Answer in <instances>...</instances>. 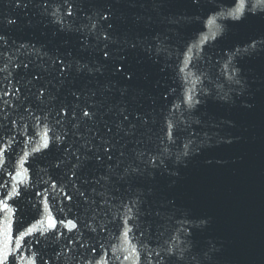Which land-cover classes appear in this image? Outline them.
Masks as SVG:
<instances>
[{"label":"water","instance_id":"water-1","mask_svg":"<svg viewBox=\"0 0 264 264\" xmlns=\"http://www.w3.org/2000/svg\"><path fill=\"white\" fill-rule=\"evenodd\" d=\"M73 3H79V0H73ZM217 6L227 12L235 5L232 0H204L200 7L193 6L191 0H164L163 3L158 0H114L115 19L112 20L110 13L109 22L114 24L121 38L127 36L130 40L138 41L140 46L133 53L136 61V79L131 84L118 77L111 79L119 81L118 87H130L140 91L142 96L138 103L143 105L141 110L152 113L153 117L160 121L150 125L154 129L152 140L136 147L155 152V137L163 126L162 115L183 92L177 57L186 44L193 42L198 30L205 35H211V32L215 31L209 29L206 22L202 25L200 18ZM38 12L39 9L30 6L25 14L24 10L14 6L13 0H0V21L7 17L18 18V23L14 26L0 23V32L5 33L10 40L6 51L12 56L11 61L7 57L0 58V69H3L0 71V90L13 93L0 99V123L3 125L0 127V133H4L5 138L7 134H14L16 139L13 150L6 153L10 157L6 171L11 170L15 156L20 153L23 141L27 139L23 133L33 131L32 125L35 122L25 111V107L29 103L32 104L38 116L41 114L38 109L42 107L35 98L36 90L42 82H29L36 69H17L13 66L19 62L16 61V56H20V61L27 58L14 52L11 41H15L16 45L22 42H37V47L46 44L49 49L71 51L76 57H83L81 62H86L96 59L99 55L103 42L95 37L106 30L108 23L100 20L94 10L91 20L86 19L83 13L74 15L65 25L66 28L70 25L73 31L61 32L58 31L59 26L50 18L38 15ZM29 20L32 22L30 25ZM93 22L97 24L95 31L90 29ZM217 23L221 24V21L217 20ZM77 28L80 29L79 32L75 31ZM216 36L215 41L209 40L207 44L201 45L204 52L197 54L206 56L209 63H202L199 67L217 79L218 83L224 84L223 92L228 93L229 99L225 101L218 96H212L198 106L199 112L190 121L193 144L188 155H183L180 146L187 142L185 134L178 141V146L172 149L171 158L165 159V164L168 165L166 169L154 171L150 165L137 160L133 166L139 165L144 175L139 180L130 182L131 186L116 180L107 188L104 181L99 185L90 184V188L96 187L97 193L105 192V199L110 201V206L100 203L94 225L97 232L91 233L83 227L84 223L91 219L87 206L71 186L72 182L66 181L62 172L51 167L54 157L59 153L55 149L46 155L36 153L30 158L32 168L47 169L48 174L43 178L48 179V175L59 178L67 185L66 191L72 196V200H66L62 196L53 200V213L58 219L61 218L57 208L63 206L64 215L68 218L79 216L81 228L75 235L79 236L80 232H83V237L76 244H69V236L72 234L61 228L60 230L65 232L62 237L34 233L25 237V245L31 250L43 252L44 260H50V264H84V258L92 253L80 248V243L96 245L98 252V246L102 243L108 249L109 258L113 255L121 257L119 261L111 260V264H130L129 261H123L120 252H111L113 245L118 246V241L113 236L119 234L121 221L119 218L112 223L109 221L113 220L121 200L127 201L139 196L145 201L142 224L150 226L145 230L150 231L161 244L176 230L177 220L184 216L192 218L191 223L195 227L191 243H194L195 247L181 245L187 249L185 264H206V252L215 264H264V52H257L254 56L240 60L239 66L244 74L242 85L228 83L223 77H219L225 53L244 46L253 38L264 37V16L249 15L241 20H229L224 34L221 36L216 32ZM156 37L160 38L159 42ZM65 40L68 41L67 44L64 43ZM98 43L99 47H96ZM82 44L91 46L95 52L82 51ZM49 55H52V52ZM109 78L107 74L101 77V83ZM192 79L195 81V77ZM207 86L205 81V87ZM17 87L20 92H15ZM199 87L200 85L196 84L197 90ZM171 89H176V92H171ZM165 93H168L167 99L162 98ZM25 96L29 99L25 100ZM116 98H119L118 93ZM153 100L155 104L152 103ZM21 117L24 119L21 120ZM197 119L201 123H195ZM12 121H16L20 127H15ZM23 124H28L29 127L23 129ZM13 128L14 132L7 131ZM36 131L39 132L40 129L37 128ZM31 147L32 145H29V149ZM133 147L131 143L128 145L129 150ZM134 159L129 151L125 164L132 163ZM144 160L147 161V156ZM103 171L93 169L88 178H98L103 175ZM33 179L36 180L35 188H29L25 194L21 187V196L16 198L18 203L9 201V204L17 209L12 217L14 240L21 218L23 224L28 226L40 219L37 209L43 212L41 197L35 193L42 191L44 185L39 183L35 174ZM0 180L11 183V177L6 172ZM95 199L98 203L101 200L99 195H96ZM105 212H108V215H104ZM157 212L160 213L159 216L156 215ZM169 217L172 219L169 220ZM2 220L3 214L0 213V221ZM101 225H106L108 230L104 231ZM37 239L39 244L36 243ZM180 239L185 238L181 236ZM152 247L159 250L155 241ZM58 253L62 255L57 260L55 257ZM192 257L196 259L193 261ZM9 262L12 264L11 257Z\"/></svg>","mask_w":264,"mask_h":264},{"label":"snow or ice","instance_id":"snow-or-ice-1","mask_svg":"<svg viewBox=\"0 0 264 264\" xmlns=\"http://www.w3.org/2000/svg\"><path fill=\"white\" fill-rule=\"evenodd\" d=\"M158 2L163 3L164 0ZM191 2L193 6L200 7L204 0H191ZM13 3L16 8L24 10L25 14L30 6L39 9L37 14L50 18L59 26L58 31L61 32L73 31L70 25L67 28L65 25L66 21L74 18V15L83 13L86 19L91 20V13L94 10L100 20L108 22L106 30L95 37L103 42V47L99 48V55L96 59H89L86 62H81L83 57H76L71 51L61 52L60 48L49 49L46 44L37 47V42H22L16 45L15 41H11L14 52L21 53L27 58L20 61V56H16L15 59L19 62L14 63L13 66L17 69H36L29 82H42L35 93L36 101L42 107L38 109L41 113L39 116L36 115L32 104L29 103L25 107V111L35 122L32 125L33 131L23 133L27 139L23 141L20 153L15 156L11 170L7 171L10 157L6 153L13 150L16 139L14 134H7L5 138V134L0 133V177L5 172L11 177V183L0 180V213L3 214V220L0 221V264H10L9 257L12 258V264H17V261L19 264H50V260H44L43 252L31 250L24 244L25 237L40 233L41 236L51 234L58 238L65 235V232L60 230L63 228L67 233L72 234L68 243L76 244L82 239L83 232H80L79 236L75 235L81 228L79 216L68 218L64 215L63 206L57 208L61 217L59 219L52 211L53 200L61 196L66 200H72V196L66 191L67 185L51 175H48V179H44L43 176L48 174L47 169H33L30 158L36 153L46 155L53 149L59 153L54 157L51 167L62 172L66 181L72 182L71 186L79 193L88 212L91 213V219L86 221L83 227L91 233H96L97 227L94 225L100 203L110 206V201L105 199V192L97 193L96 187L90 188L89 185H99L104 181L107 188L116 180L124 181L131 186L130 182L139 180L144 175L139 165L133 166L137 160L150 165L154 171L166 169L168 165L165 164V159L171 158L172 149L178 146V141L185 134H187V142L180 146L183 155H188L193 144L190 121L199 112L198 106L212 96H218L225 101L229 99L228 93L223 92L224 84L218 83L217 79L211 77L207 71L200 69V64L207 65L209 61L206 56L197 53L204 52L201 45L207 44L209 40H216V32L221 36L224 34L227 30V21L241 20L249 15L264 16V0H232L235 6L227 12L217 6L200 18L202 25L206 22L209 29L215 31H212L211 35H205L198 30L193 42L186 44L177 57L179 61L177 69L183 92L162 115L163 126L155 137L157 143L154 153L136 146L152 140L154 129L150 125L160 121L156 120L152 113L141 110L143 105L138 103V99L142 96L140 91L130 87H118L119 81L111 79L118 77L128 84L136 79V61L133 53L140 46L138 41L130 40L127 36L121 38L114 24L109 22L110 13L112 20L115 19L114 0H79V3H73V0H13ZM217 20H220L221 24H218ZM0 23L9 27L14 26L18 23V18L7 17ZM28 23L30 25L31 20ZM85 27L89 26L85 25ZM90 29L95 31L97 24L93 22ZM75 31L79 32L80 29L77 28ZM156 40L159 42L160 38L156 37ZM64 43L67 44L68 41L65 40ZM9 44V37L0 32V58L7 57L11 61L12 56L6 51ZM96 47H99V43ZM81 50L95 52L94 48L86 44L81 45ZM50 52L52 55H49ZM257 52H264V37L253 38L244 46L225 53L224 62L219 69V77H223L228 83L242 85L244 74L239 62L246 57L256 55ZM106 74L110 78L101 83L100 78ZM192 77H195V81ZM196 84L200 85L198 90ZM170 91L174 93L176 89ZM15 92H20V88L17 87ZM12 94L0 90V99ZM162 98L167 99L168 93L163 94ZM24 99L28 100L29 97L25 96ZM152 103L155 104V100ZM23 119L24 117H21V120ZM194 122L201 123L198 119ZM11 123L15 127H20L16 121ZM2 126L0 123V127ZM28 127V124H23V129ZM37 128L40 129L39 132L36 131ZM14 130L13 128L7 131L11 133ZM130 143L134 145L131 150L128 149ZM29 145H32L30 149ZM129 151L135 159L132 163L125 164ZM145 156L147 161L144 160ZM179 158L177 155V160ZM93 169H103V175L90 180L88 174ZM34 174L39 183L44 185L42 191L35 193L36 196L41 197L43 212L37 209L40 219L28 226L23 224L21 218L14 240L12 217L17 209L12 207L9 201L11 200L13 204L18 203L16 198L21 196V187L25 194L29 188L36 187ZM96 195L101 198L99 203L95 199ZM60 203L62 205L63 201L61 200ZM144 203L145 201L139 196L120 201L113 220L109 221L112 223L117 218L121 221L118 227L119 234L113 236L118 241V246L113 245L111 252L113 254L120 252L123 261H129L130 264H185L187 249L181 245L195 247L194 243H191L195 227L191 223L192 218L184 216L177 220L176 230L161 244L150 231L145 230L150 226L142 224ZM104 215H108V212ZM156 215L159 216L160 213L157 212ZM171 219L169 217V220ZM100 227L104 231L108 230L106 225ZM181 236L185 239L181 240ZM153 241L159 250L152 247ZM36 243L39 244L40 241L37 239ZM98 247L99 252L96 245L88 246L80 243V248L92 253L91 256L84 258V264H111V260L121 259L116 255L109 258L108 249L104 244L101 243ZM60 255L62 253H58L55 258L58 260ZM204 256L206 264H215L207 252ZM195 259L196 257H192L193 261Z\"/></svg>","mask_w":264,"mask_h":264}]
</instances>
